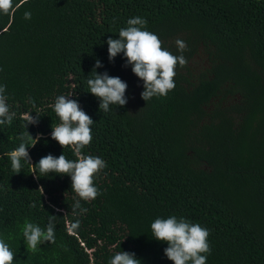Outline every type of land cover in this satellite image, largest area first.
Listing matches in <instances>:
<instances>
[{"label":"trees","instance_id":"1","mask_svg":"<svg viewBox=\"0 0 264 264\" xmlns=\"http://www.w3.org/2000/svg\"><path fill=\"white\" fill-rule=\"evenodd\" d=\"M134 17L173 55L177 40L187 45L174 89L147 102L123 53L108 59L107 39ZM95 72L127 84L124 106L99 110L87 85ZM0 85L15 113L0 125V239L13 264H109L121 251L173 264L151 236L170 216L209 230L206 264H264V0H27L0 15ZM70 93L93 120L82 155L106 163L99 195L75 212L70 176L31 173L48 154L78 159L50 135L60 123L51 106ZM24 113L38 123L25 128ZM27 132L40 138L13 173L7 153L21 136L30 143ZM50 215L55 242L33 253L23 226L46 229Z\"/></svg>","mask_w":264,"mask_h":264},{"label":"clouds","instance_id":"2","mask_svg":"<svg viewBox=\"0 0 264 264\" xmlns=\"http://www.w3.org/2000/svg\"><path fill=\"white\" fill-rule=\"evenodd\" d=\"M26 2L27 0H18L14 4L13 0H0V15L14 16ZM24 18L31 19V13L26 11ZM146 24L144 18H130L127 21L128 26L119 30L118 38L107 39V52L109 61L117 54L123 53L126 57L125 66L131 65L132 72L143 81L144 90L140 95L147 102L153 97L166 96L174 89L177 64L181 67L187 64L186 58L182 55L187 45L184 41L177 40L176 46L181 55H173L162 48V42L157 35L143 30ZM98 67H102V64L96 60L94 70ZM87 85L88 91L99 100V110L108 112L111 110L110 105L124 106L127 103L125 96L127 84L119 77L109 76L107 72L103 74L95 72L94 78L87 80ZM5 92L6 86L0 85V125H10L15 117V113L9 110ZM71 95L72 93L56 97L55 103L51 106L60 123L52 127L50 135L62 149L70 147L78 159L72 161L66 159L63 154L58 157L48 154L33 165L31 173L36 175L38 166L40 173L38 177L48 176L50 173L70 176L71 189L75 193L73 205L75 212L80 208V200L90 201L99 195L94 185V177L106 167V163L99 157L82 155L81 150L92 141L90 125L93 120L80 108L77 100L68 98ZM29 103L35 107L31 98ZM39 117L38 114L33 117L29 113H24L22 117L25 121L24 127L37 124ZM29 136L30 143H25L24 137L21 136L22 142L19 146L7 153L13 173L21 172L22 160L29 163L27 147L34 146L40 138L39 134L36 138L30 134ZM40 190L43 193V189ZM55 217L49 216L46 229H41L30 222L24 224L22 234L28 250L34 253L38 245L55 242ZM151 236L157 241L167 243L164 254L173 264H206L205 254L211 251L207 239L209 230L199 224L190 223L183 217L156 218L151 223ZM13 260L14 253L9 245L0 239V264H13ZM109 264H140V261L135 258L134 253L121 251L110 259Z\"/></svg>","mask_w":264,"mask_h":264}]
</instances>
